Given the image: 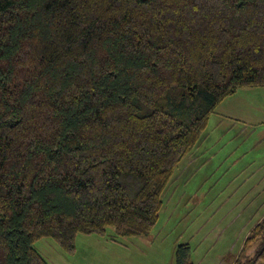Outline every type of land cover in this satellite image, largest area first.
<instances>
[{"label":"trees","instance_id":"1","mask_svg":"<svg viewBox=\"0 0 264 264\" xmlns=\"http://www.w3.org/2000/svg\"><path fill=\"white\" fill-rule=\"evenodd\" d=\"M255 86L264 0H0V264H50L44 237L149 236L216 108ZM261 262L264 215L229 259Z\"/></svg>","mask_w":264,"mask_h":264},{"label":"rangeland","instance_id":"2","mask_svg":"<svg viewBox=\"0 0 264 264\" xmlns=\"http://www.w3.org/2000/svg\"><path fill=\"white\" fill-rule=\"evenodd\" d=\"M163 200L147 237H120L109 228L106 235L80 234L73 255L49 237L35 247L50 264H175L176 247L188 242L193 264H229L264 215V86L239 89L219 104Z\"/></svg>","mask_w":264,"mask_h":264},{"label":"crops","instance_id":"3","mask_svg":"<svg viewBox=\"0 0 264 264\" xmlns=\"http://www.w3.org/2000/svg\"><path fill=\"white\" fill-rule=\"evenodd\" d=\"M262 122H263V121H260V122L255 123V124H254V125H256L255 128H259L258 125H259V123H262ZM235 157H239V156H238V155H235Z\"/></svg>","mask_w":264,"mask_h":264}]
</instances>
